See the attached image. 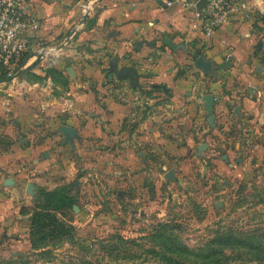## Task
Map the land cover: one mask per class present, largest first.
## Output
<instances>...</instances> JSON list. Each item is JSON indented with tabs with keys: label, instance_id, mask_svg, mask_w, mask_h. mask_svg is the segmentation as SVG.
Here are the masks:
<instances>
[{
	"label": "crops",
	"instance_id": "obj_1",
	"mask_svg": "<svg viewBox=\"0 0 264 264\" xmlns=\"http://www.w3.org/2000/svg\"><path fill=\"white\" fill-rule=\"evenodd\" d=\"M26 2L37 21L28 32L31 67L0 76V249L29 243L33 171L89 175L96 160L129 169L115 172L124 179L144 165H168L163 174L174 168L177 177L191 166L189 155L213 146L221 124L246 128L250 107L261 118L264 0H235L213 37L193 26L191 8L162 0ZM165 36L184 48L170 49ZM112 57L135 77L110 72ZM208 92L216 97L212 127L202 101ZM61 124L81 135L74 149L56 131Z\"/></svg>",
	"mask_w": 264,
	"mask_h": 264
},
{
	"label": "rangeland",
	"instance_id": "obj_2",
	"mask_svg": "<svg viewBox=\"0 0 264 264\" xmlns=\"http://www.w3.org/2000/svg\"><path fill=\"white\" fill-rule=\"evenodd\" d=\"M251 111L241 120L246 128L221 124L213 146L199 158L189 155L191 166L182 165L169 183L163 174L168 165H144L140 174L133 168L125 179L115 172L129 169L103 161L97 165L96 160L87 168L89 175L79 170L75 177L59 178L51 167L33 171L28 177L33 186L30 206L52 211L71 231L49 238L46 254L24 242L1 248L0 264L21 258L30 264H83L85 259L113 264L103 247L110 241L121 250L116 263L166 264L144 250L152 244L149 233L160 223H167L165 230L195 253L219 233L255 235L260 258L245 247L231 248L223 264H264V110L261 118ZM16 249L26 258L13 256Z\"/></svg>",
	"mask_w": 264,
	"mask_h": 264
},
{
	"label": "trees",
	"instance_id": "obj_3",
	"mask_svg": "<svg viewBox=\"0 0 264 264\" xmlns=\"http://www.w3.org/2000/svg\"><path fill=\"white\" fill-rule=\"evenodd\" d=\"M38 208V206L34 209L31 207L33 213L30 218L29 243L27 245L30 250L42 249L40 253L46 254L49 251V249H46L48 246L47 240L69 234L72 226L63 223L52 211ZM167 226V223H160L159 227L154 228L148 236L152 244L144 249L150 254L153 253L159 256L166 264H223V261L228 259L226 254L228 249L243 247L247 248L248 253L252 256L260 258L257 254L261 252V243L257 245V242L260 241L255 238V235H232V233L224 235L219 233L215 238L209 240L201 251L198 249L199 252L195 253L184 244L178 235L176 236L165 230ZM103 247L109 253V257L113 258L111 259L114 262L113 264H119L116 263V259L121 252L120 247L112 241L106 243ZM12 264H30V262L21 258L20 261L12 262ZM83 264H94V262L85 259Z\"/></svg>",
	"mask_w": 264,
	"mask_h": 264
},
{
	"label": "built area",
	"instance_id": "obj_4",
	"mask_svg": "<svg viewBox=\"0 0 264 264\" xmlns=\"http://www.w3.org/2000/svg\"><path fill=\"white\" fill-rule=\"evenodd\" d=\"M166 7L180 4L191 8L193 12V26L202 27L207 37H213L217 29L227 22L235 11V0H205V7L196 6L197 0H162ZM37 21L28 10L26 0H0V75L13 79L22 69L30 65L28 58L32 50V40L28 35L37 26ZM39 51H34L37 56ZM231 52L227 50L226 60L231 59ZM216 100V97H214Z\"/></svg>",
	"mask_w": 264,
	"mask_h": 264
},
{
	"label": "water",
	"instance_id": "obj_5",
	"mask_svg": "<svg viewBox=\"0 0 264 264\" xmlns=\"http://www.w3.org/2000/svg\"><path fill=\"white\" fill-rule=\"evenodd\" d=\"M196 6H198L200 9L205 7V0H197L196 1ZM173 36H165L163 39V43L168 46L170 49H177V48H184L183 44L175 43L173 40ZM31 65L26 67L25 69H22L18 76L24 73ZM68 71L72 73L71 69L68 67ZM109 71L113 72L117 77H123L126 76L127 73H130L131 77H135V72L131 67L128 66H123L121 68H118V58L112 57L110 61V67ZM202 101H203V107H205V110L208 114V122L210 126L212 127L214 125V117H216L215 112H214V94L212 92L205 93L202 96ZM57 132L60 133V135L63 136V144H67L71 149L75 148V142L76 140H81V135H79L78 131L76 128H74L71 125L68 124H61L57 127ZM206 148V143H202L199 147L198 150L201 152ZM175 178V169L170 168L164 173V179L165 183H169L171 180ZM28 190L32 191L33 186L29 183L28 185ZM14 256H24L26 258L27 255H25L22 252H13L12 253Z\"/></svg>",
	"mask_w": 264,
	"mask_h": 264
}]
</instances>
